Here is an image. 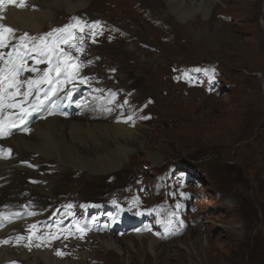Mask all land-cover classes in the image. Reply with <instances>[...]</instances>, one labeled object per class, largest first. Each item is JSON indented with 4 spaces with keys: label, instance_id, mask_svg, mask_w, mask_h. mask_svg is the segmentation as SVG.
Returning a JSON list of instances; mask_svg holds the SVG:
<instances>
[{
    "label": "rangeland",
    "instance_id": "obj_1",
    "mask_svg": "<svg viewBox=\"0 0 264 264\" xmlns=\"http://www.w3.org/2000/svg\"><path fill=\"white\" fill-rule=\"evenodd\" d=\"M103 1L88 3L74 14L62 7L64 14L55 16V22H61L57 27L30 36L40 37L71 24L76 28L73 40L78 30L92 42L84 49L75 44L58 45L71 57L72 64L79 65L76 74H88L83 76L79 91L64 96L69 80L64 75L58 90L47 89L45 98L42 88L41 94L47 107L60 101L64 108L70 105L72 113L79 110L72 108L73 103L84 104L85 95H91L87 100L97 110L99 103L117 98L124 102L121 108L128 110V117L145 128L142 146L129 151L122 166L114 170L100 165L89 167L87 163L82 167L67 163L60 169L44 164L50 194L27 188L20 198L27 202V209L34 210L39 204L45 208L52 202L56 207L53 212L45 208L44 223L29 228L30 237L36 242L57 244L56 252L62 254L56 260H68L70 264H206V260L210 264H264V50L259 46L261 34L253 31L254 24L264 25V18L252 19L253 0H217V15L211 14L206 24L199 27L188 23L182 28L174 27L178 21L174 16L165 18L167 9L162 4L163 19H142L130 11L132 4L128 1L121 0L118 6L111 0ZM220 24L228 32L208 34V25ZM65 34L56 32L48 39L59 40L67 37ZM100 55L109 62L103 63ZM46 59L43 69L48 67ZM157 65L155 77L153 69ZM150 76L154 77L151 82ZM91 80L102 83L92 86ZM90 88L92 92H88ZM153 151L159 158L155 163L148 154ZM117 155L111 157L108 166ZM4 183L9 184L5 181L0 187L8 185ZM9 202L7 207L17 204ZM134 203L140 206L134 208ZM144 206V212H152L153 217L143 213V217L134 218ZM157 216L164 218L166 226ZM175 218L184 224L171 235L174 227L167 219ZM55 220L71 227L50 229ZM145 222L158 231L164 229L161 234L159 231L160 245L154 254L144 240L133 236L137 225ZM87 224L88 230H82ZM93 227L97 233L89 232ZM70 229L73 231L65 232ZM108 235L115 240V247L107 248L102 243ZM82 250H86L87 260H71Z\"/></svg>",
    "mask_w": 264,
    "mask_h": 264
},
{
    "label": "bare ground",
    "instance_id": "obj_2",
    "mask_svg": "<svg viewBox=\"0 0 264 264\" xmlns=\"http://www.w3.org/2000/svg\"><path fill=\"white\" fill-rule=\"evenodd\" d=\"M98 1L100 0H23L24 7H18L17 5L21 3V0H15V4L6 5L3 11H0V16L3 17V19L0 20V23H3L4 25L14 29V37L10 40V44L16 45L17 41L20 40L19 39L20 36H22L24 33H28L29 36H31L37 33L44 32L46 28L49 29L53 26L57 27L61 22L60 23H57L58 21L55 22V16L57 13H61L60 10H62L61 9L62 7L67 8V13L74 14L77 11L84 9L88 3L89 4L92 2L96 3ZM109 1L107 0V2ZM111 1L114 4V6H118L123 2L121 0H111ZM125 1H128L129 5L132 4L131 8H129L130 11L136 13L137 15L138 14L141 15L142 19L143 18L146 19L145 17H154V16L157 17L160 16L161 19H163L164 16L167 19H172V16H174L175 19L178 20L177 22L176 21L174 22L175 28L176 27L182 28L188 23L189 24L197 23V26L202 27L204 24L207 23V19L211 17V14H213L215 10H217L218 8L217 0H125ZM161 4L163 5L164 8L167 9V14L164 11L165 15L162 16L163 18L160 15ZM99 5L100 2L98 3V6ZM116 8L118 9L119 7ZM251 10H252L251 16L253 20L263 19L264 0H253ZM214 14H216V12ZM114 17L116 20L115 15ZM198 17H202L203 20H200ZM148 27H152V26H148ZM207 27H208V34L215 33L218 36L225 31L228 32L227 27L224 26L223 24H220L218 27L214 25H208ZM101 29L103 28L101 27ZM190 30L194 34L197 32L194 29H190ZM253 31L254 32L258 31L257 33L261 34L262 38L261 41H259V43L261 44L258 45L260 46L261 49L264 50V25L257 26L256 24H254ZM151 33H152V28H151ZM74 35H75L74 36L75 40H73L74 38L70 39L68 44H75L84 49L86 48L87 45H90L92 43L89 42L88 39L83 38L81 32H79L78 30L74 33ZM102 35L100 36L102 37ZM65 39H69V37L67 36L65 37ZM84 39L86 40L84 41ZM107 40L110 41V39ZM122 41L120 42L122 43ZM97 42L99 41L97 40L93 41V43L95 44ZM101 42L104 43V41ZM117 43L118 42H116V44ZM29 46H31V42L29 43ZM0 51L5 53V59H7V53L13 51V48L5 47L3 49H0ZM111 52L113 53V51ZM97 55L98 54H96V56ZM37 59H39V57H37ZM127 60L130 61V59ZM103 61H104L103 63H105L108 60L106 58H103ZM0 63L3 62L0 61ZM43 63L35 64L34 60L27 61L29 67L35 66L40 70L41 76L43 75V70H44ZM123 64L126 65L125 63ZM157 71H159L158 65L155 67V69H153V73L155 77H157L156 76ZM117 73L119 74L120 71H118ZM93 74L92 77H96ZM85 75L88 74L82 73V74H75L74 76H72L71 79H69L67 82V86H66L67 90L64 93V96L71 94L73 91L78 92L80 86L84 83L83 76ZM27 78L39 79V77L35 72L25 71L22 73L21 79H27ZM152 78L154 77L152 76ZM152 78L150 79V82ZM86 83L87 82H85V85L88 87ZM101 83L102 82H98L97 80H91L90 82L92 86L95 85L100 86ZM26 87L27 86L25 85L24 88L26 89ZM90 89L91 90H89L88 92L93 91L92 88ZM90 96L91 95L84 96L86 97V99L84 104L82 105L79 104V106L78 105L74 106L73 103L72 106L73 109L79 107V110L75 113H72V111L70 112V108H71L70 105H68L67 108H64V103H60V101H57V104L54 105L53 107H47V104L44 101V96L42 94H40L39 99L43 100L44 103L39 107L37 111L33 112L31 111L32 102H34L37 98L35 96L29 97V102L25 104L24 107L29 109L30 114L27 116V119L23 124H21L20 119H17L15 116L12 115L13 111L19 114V109L13 110L11 108H6L4 110L3 119L5 120V122L6 123L14 122L17 125V127L10 128L8 130L7 135L0 136V185L5 181L9 182V184L6 183L8 185L4 183L6 186L0 187V264H3L2 262H5L7 260H12L14 263L15 262L17 263V261L21 260L23 261V264H70L71 263L68 260H62V261L56 260V258L58 257L57 256L58 254L56 252L57 244L56 245L52 244L48 240L44 242H42L41 240L40 242L39 241L36 242L33 238L30 237L31 233H29V228H33V229L35 228L30 226L33 225L35 226L37 222L39 224L44 223L45 220L43 219V217L47 214V210H45V208H51L50 212H53L56 207L53 206L54 202H52L51 205L45 208L44 207L41 208L40 207L41 204L39 205L36 204L37 205L36 209L34 210L27 209L29 208L28 206H25L27 202L24 204L23 200L20 198L21 197L20 193H22L23 190H26L27 188H29V190L31 188L32 192L42 193L44 195L50 194V184H49L50 181L45 175L44 164L49 163L52 165L54 169H60L62 165L64 166L67 163L70 164V166L72 165L77 167H82L83 163H87L89 167L100 165L103 167L104 166L107 167V170L109 169L114 170L122 166L123 162L127 158L129 151H133L136 148H140L142 146V140L146 133L145 128L142 127L133 117L130 118L128 117L129 114L128 110L125 107L121 108L122 107L121 104H123L124 102L120 103L121 101H117V98L113 100L114 98L113 97L110 100L99 103L100 110H97L94 107V103L91 102V100L89 99L87 100V98ZM94 101L95 104H97L98 100L96 99ZM76 102H79L78 99ZM109 102L110 105H108ZM108 106L110 107V109L106 111V108ZM36 153H40L41 156H37ZM116 154L118 155L115 158L113 165L108 166L111 157ZM148 154H149V159L152 160L153 163H155L159 159L158 154L154 151L148 152ZM43 155L47 156V160L45 161L42 160ZM8 201H10L9 203H13L14 201H16L17 204L16 206L13 207H9V205L7 207L6 204H8L7 203ZM23 215L25 216L23 217ZM149 215H152V213H150ZM144 220L145 219H142V221ZM48 224L49 223H47L46 227H48ZM154 224L159 225V221H155ZM137 226L138 227L135 226L136 228L133 232V236L140 242L144 240L143 243H146L150 253L154 254L160 245L161 237L159 236V231L154 228V225H151L148 222H145ZM17 237H22V239L18 240ZM3 241H7V243H3ZM114 241L115 240L113 239V237L108 235V237H106V240L103 241L102 243H105V247L109 248L116 246V243ZM86 256H87L86 250H82L79 253L78 252L75 253L71 260L73 261L83 260V258H85ZM216 256L217 254H214V258H216ZM205 262L206 264H210L208 260H206Z\"/></svg>",
    "mask_w": 264,
    "mask_h": 264
},
{
    "label": "snow or ice",
    "instance_id": "obj_3",
    "mask_svg": "<svg viewBox=\"0 0 264 264\" xmlns=\"http://www.w3.org/2000/svg\"><path fill=\"white\" fill-rule=\"evenodd\" d=\"M9 4H15V0H0V11H3L5 6ZM17 6L24 7L23 0ZM2 19L3 17L0 16V20ZM79 24L80 22L77 21V25ZM95 26L94 24L89 27ZM73 27L70 24L63 29H54L52 32L40 37H30L28 33H24L19 38L21 41L19 44L11 45L10 40L14 37V29L0 23V49L5 47L13 48V51L7 53V59H5V53L0 51V61L3 62L0 63V136L7 135L10 128L17 127L14 122L6 123L3 119V113L6 108L19 109V114L13 111L12 115L20 119L21 124H23L30 114L29 109L24 107L29 102V97L35 96L37 98L32 102L31 107V111H37L44 103L43 100L39 99L42 88L44 89V96L47 98L49 95L47 89L58 90L61 76L66 75L71 79L77 73L79 65L72 64L68 53L58 46L60 43H69L70 39H72L70 30ZM80 31H83V27L80 28ZM56 32L66 33L69 39L61 37L59 40L50 41L48 38L52 37ZM29 41L31 46H29ZM62 57H68V59H62ZM45 58H47L48 67L43 70L42 76L37 67H29L27 64L28 60H34L35 64L43 63ZM25 71L35 72L39 79H21V75ZM54 81L56 82L55 86L53 85ZM25 85L27 86L26 89L24 88ZM17 239H22V237H17ZM3 243H7V241H3ZM57 254L60 255L62 253L58 252Z\"/></svg>",
    "mask_w": 264,
    "mask_h": 264
}]
</instances>
